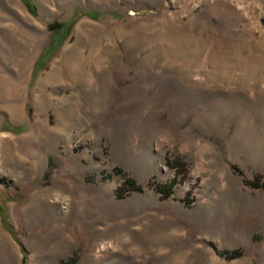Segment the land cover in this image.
<instances>
[{"label": "rangeland", "instance_id": "1", "mask_svg": "<svg viewBox=\"0 0 264 264\" xmlns=\"http://www.w3.org/2000/svg\"><path fill=\"white\" fill-rule=\"evenodd\" d=\"M32 2L0 0V206L37 196L39 241L65 227L76 264H264V189L247 183L264 182V0ZM75 10L103 15L33 77ZM126 176L143 190L118 197Z\"/></svg>", "mask_w": 264, "mask_h": 264}, {"label": "crops", "instance_id": "2", "mask_svg": "<svg viewBox=\"0 0 264 264\" xmlns=\"http://www.w3.org/2000/svg\"><path fill=\"white\" fill-rule=\"evenodd\" d=\"M4 190L7 189L0 185V192ZM6 197L0 206V237L7 239L6 237L12 233L4 221L8 222L9 218L15 216L20 218V224L26 234L23 237L10 235L11 238H17V245L10 241L0 243V264H58L61 259H65L71 254L70 231H65V227L57 229V234L54 229L49 231L48 235L45 236L46 243L39 241L38 232L36 229L34 231L35 222L33 224V220L38 218L37 196L26 195L20 200H13L8 194ZM18 230L23 231L21 227ZM34 239L38 242L35 243Z\"/></svg>", "mask_w": 264, "mask_h": 264}, {"label": "trees", "instance_id": "3", "mask_svg": "<svg viewBox=\"0 0 264 264\" xmlns=\"http://www.w3.org/2000/svg\"><path fill=\"white\" fill-rule=\"evenodd\" d=\"M22 2L26 5L27 9L35 13V6L32 0H22ZM86 14L92 19H99L103 14L100 12H95V11H79L75 10L72 19L69 22L62 23V22H56L53 24H49V29L51 30L53 35H58L59 36V41L58 44L50 51L48 49L53 45V42L51 41L50 44L44 49L42 54L39 57V60L36 62L33 70V77L36 76L38 71L43 67V62L40 67H38L40 61H42V58L46 56L48 58L51 56V52L55 51L59 45L64 41V39L69 35L70 30L73 26V23L79 18L81 15ZM112 17H118L119 14L115 12H110L108 13ZM45 58V59H46ZM16 130H23V126L17 128ZM174 166H176V162L173 163ZM177 183V179L173 178L170 182H157L154 184L155 189L161 193L162 198H167L169 197L172 192H173V187ZM249 185L256 187V188H263L264 189V182L261 181V176H257L255 179L248 181L247 182ZM142 186L137 182V180L133 177L126 176L124 179V182L121 186L117 188L116 194L118 197H123L126 194L132 192V191H142ZM242 251L239 249H234L232 251H224V252H219L222 256H225L228 259L236 258L238 256L242 255ZM77 262V255L74 254L66 259H62L59 261V264H76Z\"/></svg>", "mask_w": 264, "mask_h": 264}, {"label": "water", "instance_id": "4", "mask_svg": "<svg viewBox=\"0 0 264 264\" xmlns=\"http://www.w3.org/2000/svg\"><path fill=\"white\" fill-rule=\"evenodd\" d=\"M151 10H149V9H142V10H139L138 12L139 13H146V12H150Z\"/></svg>", "mask_w": 264, "mask_h": 264}]
</instances>
